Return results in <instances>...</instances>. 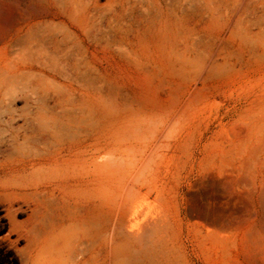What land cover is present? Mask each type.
Instances as JSON below:
<instances>
[{
  "label": "rangeland",
  "instance_id": "obj_1",
  "mask_svg": "<svg viewBox=\"0 0 264 264\" xmlns=\"http://www.w3.org/2000/svg\"><path fill=\"white\" fill-rule=\"evenodd\" d=\"M96 1L107 7L105 19L120 17L114 31L124 41L88 48L102 76L107 144L126 122L152 120L157 133L137 153L152 151L148 165L136 178L134 165L108 169L98 200L77 190L81 181L73 189L41 185L37 195L12 181L26 156L12 152L10 127L0 123V264H25L51 225H75L93 239L111 230L138 238L141 249L123 264H264V56L243 52L201 74L172 66L154 40L136 52L134 0ZM41 9L56 13L53 0H0V59L43 18ZM128 183L140 191L129 207L118 197Z\"/></svg>",
  "mask_w": 264,
  "mask_h": 264
},
{
  "label": "bare ground",
  "instance_id": "obj_2",
  "mask_svg": "<svg viewBox=\"0 0 264 264\" xmlns=\"http://www.w3.org/2000/svg\"><path fill=\"white\" fill-rule=\"evenodd\" d=\"M53 5L56 13L47 16L41 9L43 18L19 32L0 59V123L10 127L5 141L12 152L26 156L12 181L34 186L37 195L41 185L73 189L81 181L87 188L77 190L97 199L105 193L102 179L108 169L134 165L136 178L148 165L152 151L143 158L137 153L144 154L141 142L155 137L157 127L152 120L126 122L107 144L102 76L88 48L105 40L124 48L114 31L120 17L105 19L107 7L96 0H53ZM134 11L136 52L146 51L154 40L172 66L201 74L223 69L243 52L264 56V0H134ZM17 99L24 102L20 109ZM139 192L128 183L118 197L129 207ZM81 229L51 225L23 261L123 264L141 249L138 238L117 232V239L111 230L93 239Z\"/></svg>",
  "mask_w": 264,
  "mask_h": 264
}]
</instances>
